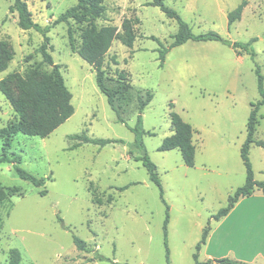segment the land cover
<instances>
[{
  "label": "rangeland",
  "instance_id": "rangeland-1",
  "mask_svg": "<svg viewBox=\"0 0 264 264\" xmlns=\"http://www.w3.org/2000/svg\"><path fill=\"white\" fill-rule=\"evenodd\" d=\"M151 1L107 0V11L97 20L98 26L115 25L119 30L125 19L135 21L133 47L116 39L103 66L108 84L121 91L117 103L128 125L117 120L93 68L72 50L69 25L56 24L48 33L49 52L61 65L75 113L48 137L19 133L13 140L12 151L21 156L22 167L45 177L46 185L21 178L13 163H0V183L14 192L0 202V264H7L13 247L21 250L22 264H194L196 245L209 222L215 235L212 247L223 241L230 218L212 216L246 181L241 147L251 103L261 99L256 68L264 75V0H247L241 19L230 27L228 13L243 0H164L196 34L215 31L232 41H255L249 52L239 54L221 41L189 40L171 48L162 64L160 48L173 43L179 23ZM26 2L33 19L48 25L78 0ZM13 3L0 0V42L5 44L7 62L0 81L11 75L5 86L19 99L31 69L37 68L40 81L53 66L38 51L43 35L20 28L18 13L11 11ZM71 24L80 46L79 25ZM139 91L144 98L147 92L154 95L143 113V141L158 167L163 197L170 206L169 257L164 235L167 204L143 160L136 159L142 153L131 127L137 123ZM172 111L194 128L193 167L185 164L180 150H160L164 138L173 134ZM258 116L256 137L264 140V104ZM15 118L13 105L0 89V129ZM83 133L123 142L105 146L89 142L71 149L78 142L74 135ZM250 158L255 178L264 181V147L253 144ZM45 188L48 193L42 195ZM258 189L242 207H255L257 198L252 197L263 193ZM75 235L91 251L78 250ZM207 243L208 239L199 261L207 256ZM97 254L106 258L90 260Z\"/></svg>",
  "mask_w": 264,
  "mask_h": 264
},
{
  "label": "trees",
  "instance_id": "trees-1",
  "mask_svg": "<svg viewBox=\"0 0 264 264\" xmlns=\"http://www.w3.org/2000/svg\"><path fill=\"white\" fill-rule=\"evenodd\" d=\"M13 1L14 3L11 7V11H16L18 13V24L20 28L23 30L35 29L43 35L44 41L40 45L38 51L43 55V61L52 65L53 69L50 74L45 76V79L40 81L37 79L39 76L37 68L31 69L22 83V96L19 99H15L10 90L5 86L11 78V75L0 81L1 91L11 102L17 114V118L11 120L6 126L0 129V140H2L0 148V163H13L16 172L21 178L30 180L36 186L41 187L46 185L45 177H39L22 167V158L19 154L12 151V146L14 138L19 133L29 136H40L42 138L48 137L55 129H57L75 113V107L72 103L73 94L68 88L65 78L62 75L60 70L61 65L59 63H55L51 53L49 52L51 37L48 33L56 24L64 22L69 25L68 34L72 50L78 53L93 68L96 73L97 84L100 90L107 96L110 106L117 115V120L128 125L126 119L122 116L124 112L120 107L121 105H118L117 103L121 97V91L120 89L108 84L109 77L103 66L105 56L116 39L121 40L122 43L128 47H133L137 38L134 29L135 21L131 18L125 19L122 24V30H119L115 25L98 26L97 20L102 18L107 11V0H78L75 5L68 8L53 23L42 25L33 19L32 12L30 11L26 0ZM149 4L159 6L169 17L175 18L179 23V31L174 35L173 43L169 47L161 46L160 48L159 59L161 60V64L165 61L166 54L171 48L182 45L189 40L221 41L234 47L239 54H242L244 51L249 52L251 50V44L255 41V39H252L247 43L232 41L215 31L196 34L193 32L189 23L182 18L178 11L167 6L164 0H152ZM247 4L248 1L243 0L235 9L228 13L229 27L235 21L241 19L244 8ZM72 21L79 25L78 29L81 31L80 46L76 44L74 35L75 30L71 24ZM151 37L158 39L155 36ZM4 45V42H0V72L7 69V62L3 61V54L5 51L3 49ZM31 57L32 54L28 55L27 60ZM256 73L261 99L257 103H251V112L247 122V137L241 147V158L246 168V181L242 186H239L232 195H230L228 205L220 209L212 216L216 220H219L229 214L235 204L242 197L251 196L257 188L264 189V181H259L255 178L253 164L250 158V150L253 144L264 147V140H260L256 137L260 122L258 112L260 106L264 104V75L262 74L259 66L256 68ZM120 78L124 80L126 77L121 73ZM153 97V93L147 92L146 97L144 98L143 94L140 91L138 92L137 101L139 107L137 123L131 128L136 134L135 146L139 148L142 153V156L137 157L136 159L143 160V164L149 171L151 180L158 185L161 196L167 204L168 215L164 223V235L167 255L169 257L170 251L167 243V236L168 223L170 220V206L163 197L164 189L158 167L156 163L151 160L143 141V135L146 133L143 126V113L145 108L152 101ZM171 124L173 134L164 138L160 150H180L185 164L189 167H193L195 165L196 158V145L193 142V126L191 123L185 121L184 118L175 111L171 112ZM73 138L77 139L78 142L74 144L71 149L81 146L83 143L89 142L100 146H105L112 142H123L122 139L98 138L85 133L75 134ZM129 152L132 153L133 151ZM126 188H128V185L121 187L122 190ZM47 193L48 189L46 188L41 191L42 195H46ZM12 196H14L13 190L5 188L0 183V202H3ZM60 220L63 225H65L64 220ZM210 230L211 224L209 222L203 230L200 241L196 245L194 264L213 263L212 259L207 261H199L198 259L199 251L207 242ZM74 242L78 250L88 252L91 251L88 247V243L76 235L74 236ZM105 258L106 257L103 255L97 254L90 260H102ZM22 259V252L19 248L13 247L9 250V259L7 264H22ZM218 260L221 264H251L249 262L230 257H224ZM114 263L118 264V262Z\"/></svg>",
  "mask_w": 264,
  "mask_h": 264
},
{
  "label": "crops",
  "instance_id": "crops-1",
  "mask_svg": "<svg viewBox=\"0 0 264 264\" xmlns=\"http://www.w3.org/2000/svg\"><path fill=\"white\" fill-rule=\"evenodd\" d=\"M258 190L257 188L254 193ZM260 190L263 193L252 197L257 198V206L242 207L245 202L250 200V196L242 197L225 216V221L230 218V228L225 230L223 241H219L218 248L212 247L214 233L209 234L207 256L200 261L212 259V264H221L216 260L230 257L251 264H264V189Z\"/></svg>",
  "mask_w": 264,
  "mask_h": 264
},
{
  "label": "water",
  "instance_id": "water-1",
  "mask_svg": "<svg viewBox=\"0 0 264 264\" xmlns=\"http://www.w3.org/2000/svg\"><path fill=\"white\" fill-rule=\"evenodd\" d=\"M218 263H220V261L219 260H216Z\"/></svg>",
  "mask_w": 264,
  "mask_h": 264
}]
</instances>
